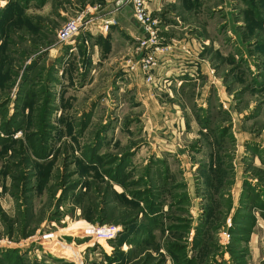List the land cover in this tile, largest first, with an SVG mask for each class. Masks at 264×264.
Instances as JSON below:
<instances>
[{
  "label": "rangeland",
  "instance_id": "obj_1",
  "mask_svg": "<svg viewBox=\"0 0 264 264\" xmlns=\"http://www.w3.org/2000/svg\"><path fill=\"white\" fill-rule=\"evenodd\" d=\"M94 2L0 0V264H264V0H154L152 83Z\"/></svg>",
  "mask_w": 264,
  "mask_h": 264
},
{
  "label": "built area",
  "instance_id": "obj_2",
  "mask_svg": "<svg viewBox=\"0 0 264 264\" xmlns=\"http://www.w3.org/2000/svg\"><path fill=\"white\" fill-rule=\"evenodd\" d=\"M153 0H104V2L88 3L78 9L69 17L65 24L59 29L58 37L62 42L74 41L79 35L91 36L108 33L110 28L118 23L115 16L106 18L104 16L107 5H113L114 13H118L123 6L129 7L136 23L141 27L143 36L137 42L136 53L140 55L137 60L130 59L127 69L130 73L142 72L147 74V81H157L155 72L172 57H180L178 49L173 44H163L159 40V20L155 18L150 9ZM180 49V48H179ZM177 51V52H176ZM178 53V54H177ZM175 54V55H174ZM175 58V57H174ZM116 232L114 226L103 225L95 227L92 231L95 238L111 237Z\"/></svg>",
  "mask_w": 264,
  "mask_h": 264
},
{
  "label": "crops",
  "instance_id": "obj_3",
  "mask_svg": "<svg viewBox=\"0 0 264 264\" xmlns=\"http://www.w3.org/2000/svg\"><path fill=\"white\" fill-rule=\"evenodd\" d=\"M154 1V0H153ZM112 7H113V5H107L106 6V9L104 10V12H105V14H104V16L106 17V18H108V17H111V16H115L117 19H118V25H114V26H112L111 28H110V30H109V32L108 33H105V34H103V36H105V37H107V34L108 35H111L114 31H118L120 28H126V25L124 26V24H127V23H129V24H133L135 27L133 28V30L131 29V27H129V28H126L127 30H128V33L129 34H132V35H134L135 33H136V31L137 32H139L140 33V28L138 27V24L136 23V21L133 19V16H132V14H131V10L129 9V7H127V6H123L120 10H119V12L121 11V13H114L113 12V9H112ZM150 9L152 10V11H154L155 9H157V7H156V5H155V3L154 2H151L150 3ZM127 11V12H125V13H128L127 15L123 12V11ZM123 12V13H122ZM120 15V16H119ZM119 16V17H118ZM136 23V24H135ZM93 36V38L94 37H96V36H99V35H92ZM92 38V39H93ZM120 49H123L122 48V46L120 47ZM119 49V51H117V52H119V53H123V50H120ZM131 49V48H130ZM129 49V50H130ZM178 53L180 54V57L179 58H177L176 56H174L175 57V59H177V60H172V62H174V64L173 65H175L176 63H180V62H182V60H183V58H185V56L187 55V54H185V53H183L182 51H178ZM177 53V54H178ZM175 55V54H174ZM93 63L95 62L96 63V60H95V55L93 56ZM116 60V59H115ZM256 235V233H254L253 235H252V239L251 240H253L254 239V236ZM257 236H258V234H257ZM258 238V237H257Z\"/></svg>",
  "mask_w": 264,
  "mask_h": 264
}]
</instances>
